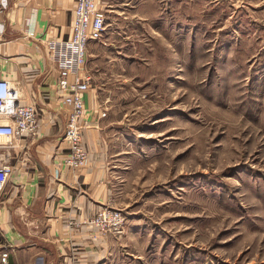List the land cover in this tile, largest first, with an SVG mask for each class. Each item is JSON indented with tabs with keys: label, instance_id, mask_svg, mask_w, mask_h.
I'll return each instance as SVG.
<instances>
[{
	"label": "rangeland",
	"instance_id": "obj_1",
	"mask_svg": "<svg viewBox=\"0 0 264 264\" xmlns=\"http://www.w3.org/2000/svg\"><path fill=\"white\" fill-rule=\"evenodd\" d=\"M263 6L105 0L89 93L126 155L94 215L119 211L125 224L80 225L93 215L70 229L116 238L111 264H264Z\"/></svg>",
	"mask_w": 264,
	"mask_h": 264
},
{
	"label": "crops",
	"instance_id": "obj_2",
	"mask_svg": "<svg viewBox=\"0 0 264 264\" xmlns=\"http://www.w3.org/2000/svg\"><path fill=\"white\" fill-rule=\"evenodd\" d=\"M75 5V0H8L7 8L0 6V78L13 83L23 102L38 105L41 120L26 150L12 151L14 173L0 196V254L9 253L8 264H111L118 245L113 237L99 240L88 227L70 229L111 202L118 158L126 155L112 149L122 140L112 136V142L103 133L90 92L85 97L88 166L73 171L60 165L67 152V108L45 43L71 35Z\"/></svg>",
	"mask_w": 264,
	"mask_h": 264
},
{
	"label": "built area",
	"instance_id": "obj_3",
	"mask_svg": "<svg viewBox=\"0 0 264 264\" xmlns=\"http://www.w3.org/2000/svg\"><path fill=\"white\" fill-rule=\"evenodd\" d=\"M75 1L71 35L65 39L47 41L45 46L47 57L57 67L59 98L67 108L63 139L67 152L60 165L78 171L86 168L89 163V152L85 147V97L92 86L91 77L86 70L88 46L103 38L107 16L101 7V0ZM0 6L7 8L8 0H0ZM29 36L33 38L34 34ZM40 122L38 105L35 102H23L13 83L0 78V196L14 173L12 151L26 150V142L38 135ZM100 213L102 214L96 218L94 215L90 221H81L80 225L92 226L104 234L123 230L125 218L121 212L104 209ZM8 260L9 253L2 252L1 264H8Z\"/></svg>",
	"mask_w": 264,
	"mask_h": 264
}]
</instances>
